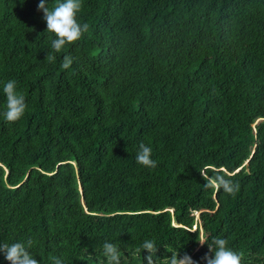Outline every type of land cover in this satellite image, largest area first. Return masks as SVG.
I'll return each instance as SVG.
<instances>
[{
  "label": "trees",
  "instance_id": "obj_1",
  "mask_svg": "<svg viewBox=\"0 0 264 264\" xmlns=\"http://www.w3.org/2000/svg\"><path fill=\"white\" fill-rule=\"evenodd\" d=\"M38 4L0 0V243L106 264L108 241L147 264L150 239L160 264L178 251L206 264L204 236L264 264V0H82L88 31L61 52ZM9 80L27 105L15 122ZM141 142L155 168L136 162ZM201 170L239 191L205 189Z\"/></svg>",
  "mask_w": 264,
  "mask_h": 264
},
{
  "label": "clouds",
  "instance_id": "obj_2",
  "mask_svg": "<svg viewBox=\"0 0 264 264\" xmlns=\"http://www.w3.org/2000/svg\"><path fill=\"white\" fill-rule=\"evenodd\" d=\"M82 8V0H58L54 7L48 6V0H39L38 10L43 13V20L46 22V31L54 33L55 39L51 40V49L61 52L65 44L79 40L83 33L88 31L87 23L81 24L77 20V13ZM45 59L55 62V56L47 53ZM73 57L64 55L61 63L63 69H68L73 63ZM3 93L6 96V110L3 115L8 122L19 120L25 110V97L17 91L15 80L7 81L3 86ZM152 149L141 142L136 153V162L145 167L155 168L157 162L151 158ZM200 174L205 181L204 188L219 192L221 189L229 195L235 196L239 191V183H234L230 174H221L217 171L213 176L207 175V170H201ZM198 242L201 245L207 244L209 251L202 259L206 264H242V255L227 246L226 239L213 238L211 242L201 236ZM34 241L29 238L25 242L0 243V253L10 264H40L31 251ZM142 250H147L148 255L144 257L147 264H160L157 257V247L153 240H144L141 244ZM103 255L106 264H122L120 250L114 243L105 241L103 243ZM51 264H64L60 257H49ZM164 264H196L192 257L185 252H173L164 261Z\"/></svg>",
  "mask_w": 264,
  "mask_h": 264
},
{
  "label": "rangeland",
  "instance_id": "obj_3",
  "mask_svg": "<svg viewBox=\"0 0 264 264\" xmlns=\"http://www.w3.org/2000/svg\"><path fill=\"white\" fill-rule=\"evenodd\" d=\"M245 25H246L247 27L250 26V25L247 24V23H245ZM241 28H244V27L241 25ZM197 112L200 113V109H198ZM12 141H13V140H12ZM0 144H1V145H2V144H5L4 139L0 138ZM20 144H21V143H20ZM10 147H11L10 149L13 150L14 145H13V147H12V145H11ZM28 147H30L29 144L22 143V144L19 146V148H18V149H19V152H18V153H17V151H16V147H15V151H13V152L16 153V155L18 156L19 160H20V161H24V163L26 162V158H27L28 156H31V155L29 154V152H28ZM13 152H11V153H13ZM9 162H10V156H9ZM55 202H56V204H58V203H59V200H57V201H55ZM50 212H51L52 214H57V213H58V209H56V208H52V209H50Z\"/></svg>",
  "mask_w": 264,
  "mask_h": 264
}]
</instances>
